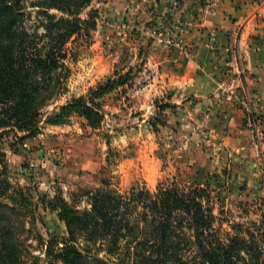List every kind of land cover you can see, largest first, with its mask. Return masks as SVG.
<instances>
[{"label": "rangeland", "instance_id": "rangeland-1", "mask_svg": "<svg viewBox=\"0 0 264 264\" xmlns=\"http://www.w3.org/2000/svg\"><path fill=\"white\" fill-rule=\"evenodd\" d=\"M26 1L29 5L33 0ZM254 1L264 12V0ZM144 2L154 5L156 1L91 0L79 11L78 18L91 21L94 12L95 27L72 36L61 48L59 67L39 76L44 86L39 96L43 101L40 132L23 139L16 151L6 149V169L0 173V182H6L0 184V191L4 187L0 200L10 202L2 197L14 198V191L21 188L28 189L25 193L35 200L42 194H61L70 205L83 210L89 208L87 192L103 183L124 193L131 187L155 192L159 185L173 181L180 186L209 182L212 193L220 198L214 200L213 214L222 236L233 235V225L245 224L260 239L256 228L264 227V164L254 156L256 163L252 164L223 159L209 140L204 122L208 110L194 118L181 103L167 100L169 90L159 93L155 72L145 65L147 45L155 37L163 42L164 34L171 31L138 33L139 23L150 28L156 23L153 18L146 21L128 15ZM27 10L23 26L44 51L48 38L43 26L48 20L35 8ZM50 13L66 17L53 9ZM127 71L129 80L124 85L97 99L103 119L96 128L75 113L61 124L44 122L67 101ZM6 213L15 227L23 224L18 234L25 248L23 261L43 264V245L37 234L44 238L48 233L64 235V225L41 206L34 223L24 211L21 215ZM98 256L106 254L99 250Z\"/></svg>", "mask_w": 264, "mask_h": 264}, {"label": "trees", "instance_id": "trees-1", "mask_svg": "<svg viewBox=\"0 0 264 264\" xmlns=\"http://www.w3.org/2000/svg\"><path fill=\"white\" fill-rule=\"evenodd\" d=\"M90 1L33 0L28 5L26 0H0V173L6 169V149L14 152L23 139L40 132L39 96L44 86L39 76L59 67L61 48L72 36L95 27L94 12L92 21L77 17ZM28 8L48 20L43 26L48 38L44 51L23 26ZM52 9L66 17L56 18ZM129 75L130 71L114 74L67 101L44 122L61 124L75 113L96 128L103 119L97 99L124 85ZM198 184L180 186L173 181L155 192L131 187L121 193L103 183L87 192L89 208L83 210L61 194H42L35 200L25 193L28 189L17 188L14 198L2 197L10 202L0 200V264H26L18 236L23 224L15 227L6 212L24 211L34 223L40 217L39 206L53 213L65 229L64 235L37 234L43 264H264V227L256 228L260 239L245 224L233 225L234 234L222 236L213 214L218 193H212L209 182ZM1 190L0 196L2 185ZM99 250L106 256L99 257Z\"/></svg>", "mask_w": 264, "mask_h": 264}, {"label": "crops", "instance_id": "crops-1", "mask_svg": "<svg viewBox=\"0 0 264 264\" xmlns=\"http://www.w3.org/2000/svg\"><path fill=\"white\" fill-rule=\"evenodd\" d=\"M155 1L154 5L138 3L136 12H128L132 17L156 22L151 28L139 23L138 33L147 36L156 29L164 34L180 25L184 39L194 47L193 57L187 58L157 37L150 41L145 65L153 68L159 93L169 90L167 100L181 103L194 118L204 109L209 111L204 120L209 140L223 159L256 163L242 109L234 101L219 97L218 87L233 76L239 90L264 106L263 9L254 0Z\"/></svg>", "mask_w": 264, "mask_h": 264}, {"label": "built area", "instance_id": "built-area-1", "mask_svg": "<svg viewBox=\"0 0 264 264\" xmlns=\"http://www.w3.org/2000/svg\"><path fill=\"white\" fill-rule=\"evenodd\" d=\"M144 1V0H142ZM154 2L155 0H147ZM183 28L180 25L175 27V31L164 35L163 42L170 48L176 49L181 55L187 58L193 57L194 47L183 37ZM214 38V36H212ZM236 78L228 76L218 87V96L229 101H234L240 106L243 112V125L250 134V146L253 156L264 164V106L259 105L257 99L239 90ZM209 111L205 113L208 118Z\"/></svg>", "mask_w": 264, "mask_h": 264}]
</instances>
